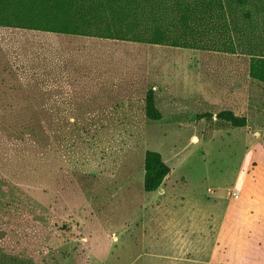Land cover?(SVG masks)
<instances>
[{"label":"rangeland","instance_id":"obj_1","mask_svg":"<svg viewBox=\"0 0 264 264\" xmlns=\"http://www.w3.org/2000/svg\"><path fill=\"white\" fill-rule=\"evenodd\" d=\"M34 64L45 83L57 69L61 86L40 96L24 85ZM249 65L243 54L0 28V264H157L170 248L159 226L181 208L232 230L229 258L264 264V86ZM149 90L158 122L145 115ZM224 110L247 127L219 121ZM148 150L172 169L162 193L142 188Z\"/></svg>","mask_w":264,"mask_h":264},{"label":"trees","instance_id":"obj_2","mask_svg":"<svg viewBox=\"0 0 264 264\" xmlns=\"http://www.w3.org/2000/svg\"><path fill=\"white\" fill-rule=\"evenodd\" d=\"M260 22L264 0H0V28L243 54L250 57L249 77L264 86V40L254 33ZM144 111L150 121L162 120L154 90ZM215 117L232 128L248 125L230 110ZM143 167L146 193L161 190L172 172L153 150L145 152Z\"/></svg>","mask_w":264,"mask_h":264},{"label":"crops","instance_id":"obj_3","mask_svg":"<svg viewBox=\"0 0 264 264\" xmlns=\"http://www.w3.org/2000/svg\"><path fill=\"white\" fill-rule=\"evenodd\" d=\"M15 30V29H14ZM25 31V30H20ZM35 32V31H25ZM44 35L63 36L70 38H84L57 35L50 33L35 32ZM93 39V38H90ZM39 59V58H38ZM37 59V60H38ZM37 64V63H36ZM25 66V73H21L20 81L26 86L39 87L40 96L42 95V88L45 86L59 87L61 86L60 77L52 68L51 78L45 83V69L42 64L40 65ZM22 70V69H21ZM57 75V76H56ZM54 76V77H53ZM68 86L69 83H68ZM39 91V90H38ZM156 97V94H155ZM59 102L58 100H52ZM162 193V190H161ZM159 210H155L157 212ZM211 212H207L202 208H181L175 209L171 216H177L176 219H164L162 226L159 227L164 231L160 236V240L165 241V246H170L167 253L156 256L157 264H248L252 261L249 257L236 256L233 258L228 257V237H230L232 230L226 227L225 224L219 229L212 221ZM246 212H244V215ZM248 215V213H247ZM249 218V217H248ZM251 220V218H249ZM227 220V219H225ZM240 223L243 225L247 222V218H239ZM215 225V227L213 226ZM246 226V225H245ZM234 236V235H233ZM231 236V239H233ZM242 241H239V245ZM214 245L213 250L210 252L209 247Z\"/></svg>","mask_w":264,"mask_h":264}]
</instances>
